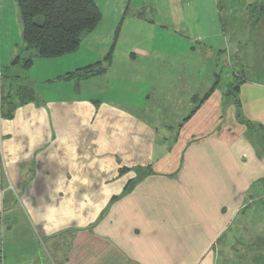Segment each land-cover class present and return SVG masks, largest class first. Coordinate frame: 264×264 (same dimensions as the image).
Instances as JSON below:
<instances>
[{"label":"crops","instance_id":"1","mask_svg":"<svg viewBox=\"0 0 264 264\" xmlns=\"http://www.w3.org/2000/svg\"><path fill=\"white\" fill-rule=\"evenodd\" d=\"M12 1L0 0V6ZM115 5L120 14V4ZM133 19L139 25L132 27L134 39H127L126 47L120 42L107 71L86 79L93 81L85 87L82 80L75 91V82L65 81L63 96L48 97L43 88L33 102L13 100L11 108L2 101L0 244L6 235L10 240L3 245L4 264L19 259L30 264L38 239L45 248L70 241L68 264H125L129 258L146 264H213L219 251L213 256L215 243L226 236V247L231 245L241 214L245 223L251 213L247 206H262L264 157L247 139L234 104L223 105L217 92L204 100L205 92L194 96L196 104H184L185 109L179 105L183 118L175 135L149 134V123L143 121H154L159 110H166L149 101L161 90L164 96L175 93L172 86L196 80L197 74H166V61L157 60L160 52L149 40L140 41V33L157 21L143 15ZM17 21L20 43L12 42L14 25L12 31L3 29L0 21V69L4 58L8 76L33 83L90 65L78 64L80 55H73L82 45L99 51L97 62L112 43L102 33L92 34L77 51L35 58L24 69L11 64L25 56ZM66 56L77 57L63 61ZM62 61L73 64L64 69ZM35 62H40L36 68ZM240 72L247 77L237 92L241 116L264 127V67ZM18 82L5 80L1 94ZM15 197L20 200L16 209L10 207Z\"/></svg>","mask_w":264,"mask_h":264},{"label":"rangeland","instance_id":"2","mask_svg":"<svg viewBox=\"0 0 264 264\" xmlns=\"http://www.w3.org/2000/svg\"><path fill=\"white\" fill-rule=\"evenodd\" d=\"M94 1L101 10L102 18L100 24L92 34L97 35L102 33L106 36V42L110 40L113 43L115 33L118 31L116 48L120 50V42H122L121 46L126 47L128 46L126 40L134 39L131 34L136 30L132 27H139L133 16L143 15L145 18L156 20L157 22H154L151 29L146 28L144 32L140 33V41L149 40L152 43V48L160 52L157 60L166 61L165 73L168 74V71H170V73L175 75L179 73L183 77L190 72L197 74L196 80H186L181 85H174L172 88H168L169 90L174 89L175 93L164 96L161 90L149 101L150 104L152 102L158 103V108L162 107L166 109L159 110L160 115L154 121H143L149 123L148 126L151 129L149 134L153 138H169L170 135H175L179 128V122L183 118L180 114L179 105H183L185 109L184 104H196L194 96L198 94L203 96V92H205L210 96L217 92L219 95L217 100L219 102L221 101L223 105L232 104L233 98L227 97L225 93L237 79L238 73L242 74L240 71L253 68L254 65L258 66V68L264 67V13L258 10L259 6H255V2L259 0ZM261 2H264V0H261ZM115 4H120L122 8L120 14L119 12L117 13ZM252 4H254V7H252ZM0 15L2 17L0 19L2 28L8 29L10 26L12 31L13 24L16 29V36L14 35L12 42L20 43L19 35L17 34V30L19 29L17 20L20 23V12L16 2L13 0L12 4L0 6ZM4 15H6L5 20ZM124 17V24L121 28V20ZM159 24H164L170 28L161 27ZM196 38L203 39L197 41ZM96 45L98 49L100 44ZM82 46L78 52L73 54L80 55L78 64H92V62H95V59L99 60L98 50H94L91 53L87 48H82ZM17 48L21 49L20 47ZM114 55L112 54L111 61ZM2 57H4V54ZM76 57L66 56L62 59L63 61H69ZM63 61L59 62V66L67 65L64 69L73 64L64 63ZM37 63L40 62H35L34 68H36ZM168 65L171 68H167ZM200 67H202L201 73L199 72ZM0 70L3 73H1L2 76L0 78V90H2L5 80H10V76H8L9 69L5 65L4 58H2ZM249 78H252V75H249ZM256 78H258V75ZM91 81L93 80H84L80 85L85 87ZM61 82L64 83L65 80L61 81L58 78L48 82L35 80L34 92L40 93L45 88V94L48 97L63 96L66 93V85ZM15 84L22 86L19 82ZM77 85L78 83H74L73 89L75 91ZM61 86L65 90L62 89L60 91L59 87ZM5 89L8 91V86ZM179 89L182 90V94H180ZM218 90H221V92L219 93ZM2 92L4 94L5 90ZM12 95L15 102H19L24 98L22 94L17 93L16 95L14 91ZM213 99H216V97H213ZM239 112L242 115L241 108ZM225 113L226 110H224L222 115H225ZM139 118L147 120L142 115ZM222 120L219 119V122ZM260 135L263 137V140L260 139L258 132L248 135L249 141L259 153H257L259 156L264 155V146L262 144L264 132L261 130ZM163 141L165 142V139ZM262 182L263 180H260L257 183L260 184ZM19 205V197H15V201L10 204V207L16 209ZM246 209H248V212L251 211V213H249V216L247 215L245 223H242L245 216H243V213L241 214L238 222L239 227L237 229L233 228L237 231V233L233 234L234 242L228 245L227 248L225 245L226 236H224L221 241H218L219 243H215L213 256L218 248L219 251L216 257L214 256L213 264H264V200L260 208L255 204H250ZM20 228L24 229V226H20ZM3 229L6 231V227ZM9 241L6 235L4 241L2 242L1 240V243L5 245ZM10 245L13 247L15 244ZM70 248V241H65L64 244L63 242L61 244L55 242V247H52L51 243H49L48 247L45 248L44 242L38 239L37 248L35 246L33 251L35 253L38 252V254L33 260L34 262L32 261L30 264H68ZM16 255L18 256V253ZM15 262L16 264H24L20 259ZM124 262L125 264H146L143 261L138 262L130 258ZM5 264L7 263L5 262Z\"/></svg>","mask_w":264,"mask_h":264},{"label":"trees","instance_id":"3","mask_svg":"<svg viewBox=\"0 0 264 264\" xmlns=\"http://www.w3.org/2000/svg\"><path fill=\"white\" fill-rule=\"evenodd\" d=\"M14 1L20 12L22 43L24 45L25 56L15 58L11 64L13 66L20 65L24 69H28L35 58L51 59L77 51L84 40L95 31L102 18L101 10L94 0ZM255 6H259L258 10L264 13V2L259 0L255 2ZM252 7H254V4H252ZM117 37L118 31L115 33V38L113 39V43L107 55L102 60L67 72L58 79L79 83L82 80L104 74L111 63ZM12 78L19 80V84L22 86L18 85L17 88H15L16 91L10 89L8 92L4 93V96L1 94L0 111L2 108V101H6V104L10 105L11 108L16 105L12 98L13 91L16 95L20 93L24 96V98L19 101V104L33 102L37 99L36 91L34 92L35 88L33 81L28 78L21 79L19 76H10V79ZM244 81H246V74H244V72L242 74L238 73L237 79L231 84V87L226 90L225 95L233 98L237 119L246 126V136L248 140V135L255 134L256 132H258L260 139L263 140V137L260 135V130L264 132V127L261 125H254L250 121L244 120L241 117V113H239L241 105L237 97V92L241 83ZM207 96H209L208 93L203 97V100L207 98ZM262 144L264 146V141ZM260 156L264 157V155ZM120 172H124V170ZM131 186V183H129L127 189ZM112 199H114V197H112L111 200Z\"/></svg>","mask_w":264,"mask_h":264},{"label":"built area","instance_id":"4","mask_svg":"<svg viewBox=\"0 0 264 264\" xmlns=\"http://www.w3.org/2000/svg\"><path fill=\"white\" fill-rule=\"evenodd\" d=\"M0 103H1V90H0ZM0 264H4L3 247L0 244Z\"/></svg>","mask_w":264,"mask_h":264}]
</instances>
